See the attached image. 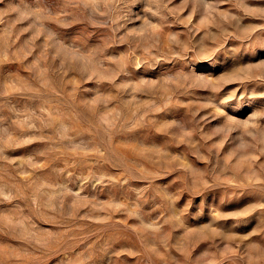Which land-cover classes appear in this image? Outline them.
<instances>
[{"label": "rangeland", "instance_id": "1", "mask_svg": "<svg viewBox=\"0 0 264 264\" xmlns=\"http://www.w3.org/2000/svg\"><path fill=\"white\" fill-rule=\"evenodd\" d=\"M0 264H264V0H0Z\"/></svg>", "mask_w": 264, "mask_h": 264}]
</instances>
